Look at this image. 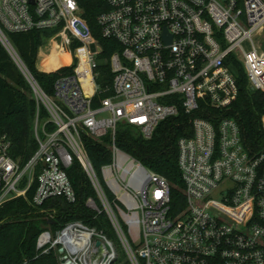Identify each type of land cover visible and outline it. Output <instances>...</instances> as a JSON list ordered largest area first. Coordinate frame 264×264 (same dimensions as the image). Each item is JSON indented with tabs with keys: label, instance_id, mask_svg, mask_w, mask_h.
<instances>
[{
	"label": "built area",
	"instance_id": "obj_1",
	"mask_svg": "<svg viewBox=\"0 0 264 264\" xmlns=\"http://www.w3.org/2000/svg\"><path fill=\"white\" fill-rule=\"evenodd\" d=\"M105 2L96 18L100 35L120 50L108 58L110 93L100 96L101 46L77 0H0V43L37 102V147L24 163L0 137V205L26 198L34 183L35 205L74 202L67 170L77 160L95 193L85 205L108 219L130 264H264V150L248 149L236 120L225 115L238 92L234 66L242 67L251 90L264 93V51L253 40L264 32V0ZM44 30L60 39L52 42L65 55L44 70L57 72L51 94L8 38ZM180 112L190 116L191 134L177 140L182 200L176 204L167 179L120 148L116 136L126 126L149 139ZM87 137H107L110 160L99 170L86 152ZM35 248L55 250L58 264H114L117 257L113 239L80 219L54 232L43 228Z\"/></svg>",
	"mask_w": 264,
	"mask_h": 264
},
{
	"label": "trees",
	"instance_id": "obj_2",
	"mask_svg": "<svg viewBox=\"0 0 264 264\" xmlns=\"http://www.w3.org/2000/svg\"><path fill=\"white\" fill-rule=\"evenodd\" d=\"M77 2L90 32L101 46V52L98 55L101 61L97 66L96 83L100 89H106L110 86L112 77L108 58L111 53L120 50L115 40L106 39L100 35L96 22L97 16L107 9V4L105 0H77ZM51 33L52 30H44L8 35L25 68L48 94L52 93V84L57 72L38 71L36 56L39 47ZM38 66L46 67L40 60V56ZM232 72L236 78L238 92L225 115L236 120L248 149L252 152L264 150V132L261 127L264 93L249 88L240 65L234 66ZM109 93L110 88L102 92L100 96ZM36 108L37 102L29 83L0 43V137L5 136L10 141L9 153L21 163H24L37 147L33 134ZM39 114L41 118L46 117V111L40 105ZM189 118V115L180 112L177 116L162 120L149 139L134 134L126 126H120L116 136V143L120 148L138 159L148 169L167 179L176 204L178 200H182V181L177 167V140L181 136L191 134ZM84 145L96 170L110 160L107 137L101 141L87 137L84 139ZM67 172L77 195L74 202L52 198L40 205H35L30 201L36 186L34 183L27 192L26 198L17 197L0 205V264H58L55 250L37 253L35 240L43 228H49L54 232L71 219H80L105 232L113 239L117 248L114 264H130L124 257L108 219L103 213L95 214L85 205V199L89 196L94 198L95 193L77 160H74Z\"/></svg>",
	"mask_w": 264,
	"mask_h": 264
},
{
	"label": "rangeland",
	"instance_id": "obj_3",
	"mask_svg": "<svg viewBox=\"0 0 264 264\" xmlns=\"http://www.w3.org/2000/svg\"><path fill=\"white\" fill-rule=\"evenodd\" d=\"M254 43L260 47L261 50L264 51V32L260 35H255L253 37ZM52 41H57L58 43L60 42L59 38H54V40H52L50 38V35L46 38L45 42L39 47L38 52H37V56H36V68L38 71L40 72H44L46 73L43 69H50V68H54L56 66H58L56 64V58L57 56H53V53H51L50 47L53 49V52H55L57 45L53 44ZM53 44V45H52ZM77 42L75 43H71L70 47L74 48L77 47ZM60 46L58 45V48ZM66 55L68 56V51H65ZM58 54V53H57ZM39 56H40V60L42 61V63L46 66V67H41L38 66V61H39ZM99 62L101 61V59H98ZM62 62V61H61ZM67 61H65L66 63ZM42 68V69H41ZM121 247V246H120ZM122 249V248H121ZM123 251V249H122ZM124 257L126 258L125 252L123 251Z\"/></svg>",
	"mask_w": 264,
	"mask_h": 264
},
{
	"label": "bare ground",
	"instance_id": "obj_4",
	"mask_svg": "<svg viewBox=\"0 0 264 264\" xmlns=\"http://www.w3.org/2000/svg\"><path fill=\"white\" fill-rule=\"evenodd\" d=\"M51 53H53V56H57L56 58V64L59 65L62 60H65V55L63 54L61 48H58V45L56 47L55 52H53V49L50 47ZM81 51V50H79ZM58 53V54H57Z\"/></svg>",
	"mask_w": 264,
	"mask_h": 264
},
{
	"label": "water",
	"instance_id": "obj_5",
	"mask_svg": "<svg viewBox=\"0 0 264 264\" xmlns=\"http://www.w3.org/2000/svg\"><path fill=\"white\" fill-rule=\"evenodd\" d=\"M91 48H92V50L94 49V47H93V46H91ZM97 243H98V241H97ZM59 250H61V248H59Z\"/></svg>",
	"mask_w": 264,
	"mask_h": 264
}]
</instances>
